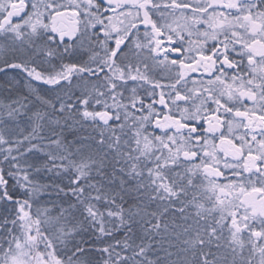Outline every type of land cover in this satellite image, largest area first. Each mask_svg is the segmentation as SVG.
I'll return each instance as SVG.
<instances>
[{
    "label": "snow or ice",
    "instance_id": "6c2138e0",
    "mask_svg": "<svg viewBox=\"0 0 264 264\" xmlns=\"http://www.w3.org/2000/svg\"><path fill=\"white\" fill-rule=\"evenodd\" d=\"M0 264H264V0H0Z\"/></svg>",
    "mask_w": 264,
    "mask_h": 264
}]
</instances>
